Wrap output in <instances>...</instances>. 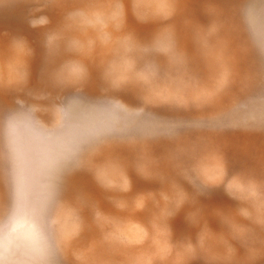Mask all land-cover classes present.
I'll use <instances>...</instances> for the list:
<instances>
[{
  "label": "clouds",
  "instance_id": "clouds-1",
  "mask_svg": "<svg viewBox=\"0 0 264 264\" xmlns=\"http://www.w3.org/2000/svg\"><path fill=\"white\" fill-rule=\"evenodd\" d=\"M12 13L41 63L0 32V264H264V0H0Z\"/></svg>",
  "mask_w": 264,
  "mask_h": 264
},
{
  "label": "rangeland",
  "instance_id": "rangeland-1",
  "mask_svg": "<svg viewBox=\"0 0 264 264\" xmlns=\"http://www.w3.org/2000/svg\"><path fill=\"white\" fill-rule=\"evenodd\" d=\"M190 10L193 12V14L199 16V6L196 3H191L189 5ZM202 18V17H201ZM4 30H7L9 33L19 35L23 37L29 45L35 49V56L30 60V70L32 73L33 78L36 77V75L39 72L40 69V63H41V50L39 47V37L35 32L30 31L22 22L20 16L18 13H12V14H3L0 15V32H3ZM138 31L142 35H146L150 31L149 26H143L139 27ZM8 43H9V37L0 35V61L4 60L9 56V50H8ZM185 46L187 47L190 54H194L192 52V46L189 42H185ZM162 115L168 116V117H174L178 120H187L189 119L192 114L191 113H172L163 111ZM226 142L230 145H239L245 142L248 143H259L258 140H249L248 138L232 135L226 138ZM230 156L232 158V166L233 168H239L245 164L248 165H254L255 161L241 155L240 153H230ZM74 183L79 186L87 189L88 191L92 192L94 195H96L98 198L100 196L98 190L96 189L95 185L91 181L90 177L87 175H80L77 176L74 179ZM210 204H220V203H228L226 197L220 192H217L213 194L211 199L208 201ZM22 226V225H21ZM176 228L177 231H183L184 224L182 220L176 221ZM95 234L92 232H86L82 239H81V245L86 247L91 241L94 240Z\"/></svg>",
  "mask_w": 264,
  "mask_h": 264
}]
</instances>
